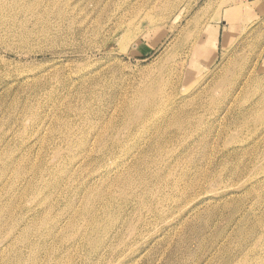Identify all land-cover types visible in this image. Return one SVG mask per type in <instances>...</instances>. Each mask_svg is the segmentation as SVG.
Returning <instances> with one entry per match:
<instances>
[{"label":"rangeland","instance_id":"374dc122","mask_svg":"<svg viewBox=\"0 0 264 264\" xmlns=\"http://www.w3.org/2000/svg\"><path fill=\"white\" fill-rule=\"evenodd\" d=\"M158 1L0 0V264H264V0Z\"/></svg>","mask_w":264,"mask_h":264},{"label":"bare ground","instance_id":"6f19581e","mask_svg":"<svg viewBox=\"0 0 264 264\" xmlns=\"http://www.w3.org/2000/svg\"><path fill=\"white\" fill-rule=\"evenodd\" d=\"M128 1H129V0H128ZM159 1H160V0H159ZM159 1H158V2H159ZM166 1H167V0H166ZM168 1H169V0H168ZM175 1H176V0H175ZM16 2H17V1H16ZM164 2H165V1L162 0V3H164ZM170 2H171V1H170ZM170 2H169L168 4H171ZM173 2H174V1H173ZM176 2H177V1H176ZM13 3H15V2L13 1ZM150 3H151V2H150ZM150 3H149V4H150ZM146 4H147V3H146ZM157 4H158V3H157ZM168 4H167V5H168ZM150 5H151V4H150ZM152 5H153V4H152ZM159 5H160V3H159ZM161 5H162V4H161ZM164 5H165V4H164ZM167 5H166V6H167ZM171 6H172V5H171ZM26 7H27V6H26ZM147 7H148V6H147ZM175 7H176V6H175ZM178 7H179V6H178ZM0 8H1V6H0ZM148 8H149V7H148ZM148 8H147V9H148ZM153 8H154V7H153ZM156 8H157V7H156ZM185 8H186V7H185ZM187 8H188V7H187ZM139 9H140V8H139ZM159 9H161V8H159ZM168 9H169V7H168ZM168 9H167V7H166V10H167V11H168ZM170 9H171V7H170ZM188 9H189V8H188ZM145 10H146V9H145ZM183 10H184V9H183ZM146 11H148V10H146ZM150 11H151V9H150ZM163 11H164V10H163ZM167 11H166V12H167ZM188 11H189V10H188ZM2 12H3V11H2ZM166 12H165V13H166ZM171 12H172V11H171ZM0 13H1V11H0ZM27 13H29V12H27ZM30 13H31V12H30ZM150 13H151V12H150ZM183 13H184V12H183ZM2 14H3V13H2ZM167 14H168V13H167ZM167 14H166V15H167ZM169 14H171V13H169ZM188 14H189V13H188ZM188 14H187V15H188ZM0 15H1V14H0ZM144 15H145V14H144ZM144 15H143V16H144ZM3 16H4V15H3ZM143 16H142V17H143ZM164 16H165V15H164ZM1 17H2V15H1ZM145 17H146V15H145ZM179 17H180V16H179ZM182 17H183V16H182ZM146 18H147V17H146ZM160 18H161V17H160ZM160 18H159V21L162 20V19L160 20ZM162 18H163V16H162ZM165 18H167V17H165ZM0 19H1V18H0ZM153 19H155V18H153ZM141 20H142V19H141ZM141 20H140V21H141ZM145 20H146V19H145ZM145 20H144V21H145ZM165 20H166V19H165ZM181 20H182V19H181ZM148 22H149V20H148ZM157 22H158V21H157ZM162 22H163V21H162ZM158 23H159V22H158ZM169 23H170V22H169ZM149 24H150V22H149ZM175 24H176V23H175ZM154 26H155V25H154ZM150 27H151V26H150ZM164 28H165V27H164ZM155 29H156V28H155ZM168 30H169V29H168ZM197 46H198V44H197ZM197 48H201V45H199ZM176 70H177V69H176ZM258 151H259V150H258ZM260 151H261V150H260ZM256 152H257V151H256ZM262 153H263V152H262ZM256 154H257V153H256ZM259 154H260V153H259ZM257 155H258V154H257ZM262 155H263V154H262ZM254 157H255V156H254ZM262 157H263V156H262ZM258 158H259V157H258ZM258 158H257V159H258ZM261 159H262V158H261ZM253 160H254V159H253ZM256 161H258V160H256ZM248 162H249V161H248ZM261 162H262V161H261ZM261 162H260V163H261ZM246 164H247V163H246ZM255 164H256V162H255ZM243 166H244V165H243ZM262 166H263V165H262ZM250 167H251V166H250ZM241 168H242V167H241ZM241 168H239V169H241ZM256 168H257V166H256ZM259 168H260V167H259ZM259 168H258V169H259ZM261 168H262V167H261ZM261 168H260V169H261ZM239 169H238V170H239ZM247 169H248V168H247ZM252 170H255V169L252 168L251 171H252ZM251 171H250V172H251ZM257 171H258V170H257ZM239 172H240V171H239ZM241 172H242V171H241ZM245 172H246V171H245ZM248 172H249V171H248ZM248 172H246V173H248ZM250 172H249V173H250ZM232 173H233V172H232ZM252 173H253V171H252ZM254 174H256V171H255ZM258 174H259V173H258ZM262 174H263V173H262ZM17 175H18V174H17ZM133 175H134V174H133ZM182 175H183V174H182ZM240 175H241V174H239V176H240ZM244 175H245V174H244ZM251 175H252V174H251ZM128 176H130V175H128ZM131 176H132V175H131ZM242 176H243V175H242ZM18 177H19V176H18ZM59 177L61 178V176H59ZM59 177H58V178H59ZM141 177H142V176H141ZM181 177H182V176H181ZM181 177H180V178H181ZM183 177H184V176H183ZM247 177H248V176H247ZM55 178H56V177H55ZM65 178H66V177H64V180H65ZM131 178L134 179L133 177H131ZM177 178H178V177H177ZM242 178H243V177H242ZM242 178L240 177V179H242ZM18 179H19V178H18ZM67 179H68V178H67ZM127 179H128V178L126 177V180H127ZM129 179H130V178H129ZM129 179H128V181H129ZM183 179H184V178H183ZM250 179H251V178H250ZM178 180H179V178H178ZM244 180H245V179H244ZM247 180H248V179H247ZM247 180H245V181H247ZM253 180H254V179H253ZM260 180H261V179H260ZM54 181H55V180H54ZM57 181H58V180H57ZM68 181H69V180H68ZM128 181H126V182H128ZM249 181H250V180H249ZM60 182H61V181H60ZM60 182H59V183H60ZM132 182H133V180H132ZM132 182H131V183H132ZM203 182H204V181H203ZM45 183H46V182H45ZM52 183H53V181H52ZM61 183H62V182H61ZM129 183H130V181H129ZM251 183H252V182H251ZM258 183H259V182H258ZM46 184H47V183H46ZM263 184H264V183H263ZM263 184H262V185H263ZM40 185H41V184H40ZM48 185H49V184H48ZM48 185H47V186H48ZM50 185H51V184H50ZM52 185H53V184H52ZM60 185H61V184H60ZM248 185H249V183H248ZM257 185H258V184H257ZM257 185H256V186H257ZM260 185H261V184H260ZM136 186H137V185H136ZM173 186H174V185H173ZM240 186H242V185H240ZM249 186H250V185H249ZM258 186H259V185H258ZM45 187H46V186H45ZM50 187H51V186H50ZM260 187H262V186H260ZM40 188H41V187H40ZM46 188H47V187H46ZM59 188H60V187H59ZM138 188H139V187H138ZM173 188H174V187H173ZM253 188H254V187H253ZM35 189H36V188L33 187V190H34V191H36ZM37 189H38V188H37ZM42 189H43V187H42ZM61 189H62V188H61ZM38 190H39V189H38ZM63 190H64V189H63ZM245 190H246V189H245ZM248 190H249V189H248ZM46 191H47V190H46ZM46 191H45V192H46ZM57 191H58V190H57ZM39 192H40V191H39ZM47 192H48V191H47ZM51 192H52V191H51ZM51 192H50V193H51ZM55 192H56V191H55ZM41 193H42V192H41ZM226 193H227V192H226ZM242 193H243V192H242ZM33 194H35V193H33ZM38 194H39V193H38ZM42 194H43V193H42ZM48 194H49V193H48ZM116 195H117V194H116ZM225 195H226V194H225ZM260 195H261V194H260ZM32 196H34V195H32ZM37 196H38V195H37ZM113 196H114V195H113ZM165 196H166V195H165ZM222 196H223V195H222ZM262 196H263V195H262ZM35 197H36V196H35ZM39 197H40V196H39ZM46 197H47V196H46ZM82 197H83V196H82ZM116 197H118V196H116ZM263 197H264V196H263ZM155 198H156V197H155ZM158 198H159V197H158ZM225 198H226V197H225ZM37 199H38V197L36 198V201H37ZM80 199H81V198H80ZM163 199H164V198H163ZM256 199H257V198H256ZM263 199H264V198H263ZM38 200H39V199H38ZM73 200H74V199H73ZM155 200H156V199H155ZM205 200H206V199H205ZM228 200H229V199H228ZM257 200H258V199H257ZM39 201H40V200H39ZM80 201H81V200H80ZM80 201H79V202H80ZM160 201H161V200H160ZM259 201H260V200H259ZM261 201H262V200H261ZM154 202H155V201H154ZM253 202H254V201H253ZM39 203H40V202H39ZM225 203H226V202H225ZM205 204H206V203H205ZM67 205H68V204H67ZM70 205H71V204H70ZM159 205H160V204H159ZM242 205H243V204H242ZM246 205H247V204H246ZM257 205H258V204H257ZM259 205H260V203H259ZM71 206H72V205H71ZM147 206H148V205H147ZM154 206H155V205H154ZM157 206H158V205H157ZM34 207H35V206H34ZM150 207H151V206H150ZM208 207H209V206H208ZM71 208H73V207H71ZM86 208H87V205H86ZM86 208H85V209H86ZM153 208H154V207H153ZM206 208H207V207H206ZM238 208H239V207H238ZM253 208H255V207H253ZM253 208H252V209H253ZM263 208H264V207H263ZM85 209H84V210H85ZM90 209H91V207H90ZM102 209H103V208H102ZM150 209H151V208H150ZM150 209H149V210H150ZM155 209H156V208H155ZM157 209H158V208H157ZM200 209H201V208H200ZM242 209H243V208H242ZM247 209H248V208H247ZM257 209H258V208H257ZM257 209H256V210H257ZM259 209H260V208H259ZM82 210H83V207H82ZM117 210H118V209H117ZM145 210H146V209H145ZM147 210H148V209H147ZM153 210H154V209H153ZM89 211H90V210H89ZM82 212H83V211H82ZM85 212H86V211H85ZM85 212H84V213H85ZM154 212H155V211H154ZM160 212H161V211H160ZM252 212H253V211H252ZM86 213H87V212H86ZM88 213H89V212H88ZM93 213H94V212H93ZM97 213H98V212H97ZM148 213H149V212H148ZM156 213H157V212H156ZM161 213H162V212H161ZM73 214H74V213H73ZM136 214H137V213H135V215H136ZM193 214H194V213H193ZM249 214H251V213H249ZM66 215H67V214H66ZM69 215H70V214H69ZM71 215H72V214H71ZM71 215H70V216H71ZM84 215H85V214H84ZM84 215H83V216H84ZM135 215H134V217H135ZM138 215H139V214H138ZM159 215H160V213H159ZM163 215H164V214H163ZM255 215H256V214H255ZM28 216H29V215H28ZM30 216H31V215H30ZM67 216H68V215H67ZM141 216H142V215H141ZM252 216H253V215H252ZM260 216H261V215H260ZM25 217H26V216H25ZM80 218H81V217H80ZM90 218H91V217H90ZM250 218H251V217H250ZM252 218H255V217H252ZM25 219H26V218H25ZM25 219H24V220H25ZM30 219H31V218H30ZM84 219H86V218H84ZM258 219H259V218H258ZM19 220H20V222H21V218H20ZM45 220H46V219H45ZM48 220H49V219H48ZM61 220H62V219H61ZM26 221H27V220H26ZM42 221H43V220H42ZM42 221H41V222H42ZM63 221H64V220H63ZM71 221H72V220H71ZM117 221H118V220H117ZM139 221H140V219H139ZM142 221H143V220H142ZM247 221H248V220H247ZM247 221H246V222H247ZM17 222H18V221H17ZM17 222H16V224L19 223V222H18V223H17ZM27 222H28V221H27ZM27 222H26V223H27ZM46 222H47V221H46ZM59 222H60V221H59ZM68 222H69V221H68ZM81 222H82V221H81ZM253 222H255V221H253ZM24 223H25V222H24ZM28 223H29V222H28ZM34 223H39V222H36V221H35V222H33V224H32V222H31L32 226L34 225ZM49 223H50V222H49ZM53 223H54V221H53ZM57 223H58V220H57ZM71 223H72V222H71ZM19 224H20V223H19ZM40 224H41V223H40ZM40 224H39V225H40ZM43 224H45V222L42 223L41 225L44 226ZM58 224H60V223H58ZM69 224H70V223H69ZM75 224H76V223H75ZM111 224H112V223H111ZM129 224H130V223H129ZM20 225H21V224H20ZM45 225H46V224H45ZM60 225H61V224H60ZM63 225H64V224H63ZM86 225H87V224H86ZM242 225H243V224H242ZM263 225H264V224H263ZM13 226H14V224H13ZM16 226H17V225H16ZM21 226H24V225H21ZM32 226H31V228H32ZM52 226H53V224H52ZM54 226H55V225H54ZM72 226H73V225H72ZM136 226H137V225H136ZM28 227H29V226H28ZM39 227H41V226H39ZM45 227H47V226H45ZM45 227H44V228H45ZM56 227H57V226H56ZM61 227H62V226H61ZM70 227H71V226H70ZM77 227H78V225H77ZM124 227H125V226H124ZM130 227L132 228L133 226H130ZM17 228H18V226H17ZM31 228H30V229H31ZM49 228H50V227L46 228V230L49 229ZM51 228H52V227H51ZM51 228H50V229H51ZM66 228H67V227H66ZM74 228H75V227H74ZM74 228H72V229L74 230ZM22 229H23V228H22ZM26 229H27V228H26ZM36 229H38V227H37ZM36 229H35V230H36ZM50 229H49V230H50ZM55 229H56V228H55ZM61 229H62V228H61ZM63 229H64V227H63ZM63 229H62V231H63ZM67 229H68V228H67ZM72 229H71V230H72ZM84 229H85V228H84ZM129 229H130V228H129ZM136 229H137V228H136ZM198 229H199V228H198ZM24 230H25V229H24ZM28 230H29V229H28ZM38 230H39V229H38ZM46 230H45V232H47ZM71 230H70V229L68 230L69 233H70ZM122 230H123V232L125 231L124 229H122ZM59 231H60V229H59ZM59 231H58V232H59ZM74 231H75V230H74ZM86 231H87V230H86ZM136 231H137V230H136ZM15 232H16V231H15ZM21 232H22V231H21ZM24 232H26V231H24ZM29 232H32V230L29 231ZM36 232H37V231H36ZM39 232H41V230H39ZM78 232H79V229H78ZM78 232L76 231V233H78ZM133 232H134V231H133ZM244 232H245V231H244ZM254 232H255V231H254ZM22 233H23V232H22ZM34 233H35V231H34ZM48 233H49V231H48ZM65 233H67V232H65ZM18 234H19V233H18ZM28 234H29V233H28ZM42 234H46V233L43 232ZM50 234H51V233H50ZM115 234H116V232H115ZM13 235H14V234H13ZM13 235H12V236H13ZM20 235H21V234H20ZM25 235H26V233H25ZM25 235H23V237H20L21 240H22V238H23V240H24V236H25ZM29 235H30V234H29ZM46 235H47V234H46ZM46 235H45V237H46ZM48 235H49V234H48ZM48 235H47V236H48ZM56 235H58V233H57ZM59 235H61V234H59ZM16 236H17V235H16ZM26 236H27V235H26ZM26 236H25V237H26ZM32 236H33V235H32ZM38 236H39V235H38ZM41 236H42V235H41ZM51 236H52V235H51ZM54 236H55V235H54ZM62 236H63V235H62ZM68 236H69V235H68ZM71 236H72V235H71ZM14 237H15V236H14ZM18 237H19V235H18ZM30 237H31V236H30ZM45 237H44V238H45ZM64 237L67 238V235L64 236ZM69 237H70V236H69ZM69 237H68V238H69ZM77 237H78V236H77ZM12 238H13V237H12ZM15 238H16V237H15ZM26 238H27V237H26ZM40 238H41V237H40ZM40 238H39V239H40ZM49 238H50V237H49ZM53 238H54V237H53ZM55 238H56V236H55ZM59 238H61V236H60ZM66 238H65V239L63 238V239L66 240ZM72 238H73V237H72ZM74 238H75V237H74ZM249 238H250V237H249ZM251 238H252V237H251ZM27 239H28V241H30L29 238H27ZM34 239H36V238H34ZM34 239H33V240H34ZM51 239H52V238H51ZM77 239H78V238H77ZM261 239H262V238H261ZM21 240H20V241H21ZM31 240H32V238H31ZM40 240H42V238H41ZM46 240H47V239H46ZM46 240H45V242H46ZM48 240H49V239H48ZM52 240H54V239H52ZM59 240H60V239H59ZM64 240H63V241H64ZM75 240H76V239H75ZM75 240H74V241H75ZM12 241H13V240H12ZM16 241H17V240H16ZM37 241H39V240H36V242H37ZM24 242H25V240H24ZM31 242L34 243L33 241H31ZM42 242H43V241H42ZM249 242H250V241H249ZM18 243H19V242H18ZM32 243H31V244H32ZM37 243H38V242H37ZM37 243H36V244H37ZM39 243H40V242H39ZM49 243H51V242H49ZM246 243H247V242H246ZM258 243H259V242H258ZM13 244H14V243H13ZM15 244H16V243H15ZM29 244H30V243H29ZM31 244H30V246H31ZM61 244H62V243H61ZM2 245H3V244H2ZM18 245H20V244H18ZM37 245H38V244H37ZM44 245H45V244H44ZM49 245H50V244H49ZM13 246H14V245H13ZM23 246H24V245H23ZM27 246H28V245H27ZM33 246H34V244H33ZM39 246H41V245H39ZM221 246H222V245H221ZM256 246H257V245H256ZM4 247H5V246H4ZM35 247H36V246H35ZM219 247H220V246H219ZM30 248H31V247H30ZM49 248H50V247H49ZM223 248H224V247H223ZM260 248H261V247H260ZM221 249H222V248H221ZM4 250H5V249H4ZM35 250H36V248H35ZM42 250H43V249H42ZM256 250H257V249H256ZM29 251H30V250H29ZM29 251H28V252H29ZM33 251H34V249H33ZM51 251H52V250H51ZM259 251H260V250H259ZM253 252H254V251H253ZM257 252H258V251H257ZM32 253L34 254V252H32ZM37 253H38V252H37ZM37 253H36V254H37ZM31 255H32V254H31ZM244 255H246V254L244 253ZM32 256L35 257L34 255H32ZM32 256H31V257H32ZM245 257H246V256H245ZM16 259H18V260L20 261L19 258H16ZM243 259H244V258H243ZM248 259H250V258H248ZM18 260H17V261H18ZM232 260L234 261V258H233ZM246 260H247V258L245 259V261H246ZM255 260H256V259H255ZM257 260H258V258H257ZM247 261H248V260H247ZM255 263H256V262H255ZM244 264H245V263H244ZM256 264H257V263H256Z\"/></svg>","mask_w":264,"mask_h":264}]
</instances>
